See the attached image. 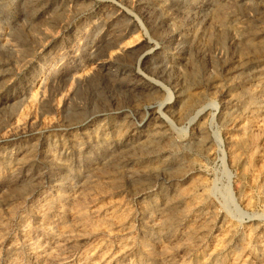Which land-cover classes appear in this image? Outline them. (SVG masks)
Masks as SVG:
<instances>
[{
	"label": "rangeland",
	"instance_id": "rangeland-1",
	"mask_svg": "<svg viewBox=\"0 0 264 264\" xmlns=\"http://www.w3.org/2000/svg\"><path fill=\"white\" fill-rule=\"evenodd\" d=\"M0 264H264V0H0Z\"/></svg>",
	"mask_w": 264,
	"mask_h": 264
}]
</instances>
